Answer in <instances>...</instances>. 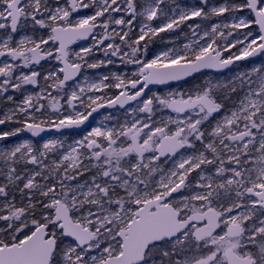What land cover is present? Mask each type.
I'll use <instances>...</instances> for the list:
<instances>
[{
    "label": "snow or ice",
    "instance_id": "obj_1",
    "mask_svg": "<svg viewBox=\"0 0 264 264\" xmlns=\"http://www.w3.org/2000/svg\"><path fill=\"white\" fill-rule=\"evenodd\" d=\"M258 54L264 0H0V141L85 132L0 144V264H264V64L148 95Z\"/></svg>",
    "mask_w": 264,
    "mask_h": 264
},
{
    "label": "rangeland",
    "instance_id": "obj_2",
    "mask_svg": "<svg viewBox=\"0 0 264 264\" xmlns=\"http://www.w3.org/2000/svg\"><path fill=\"white\" fill-rule=\"evenodd\" d=\"M50 2H53V0H50ZM61 2H63V0H61ZM181 2L186 3V4H194L197 2V0H181ZM213 2H218V0H213ZM237 2H241V0H237ZM90 12H91L90 9L89 10H81L80 15L90 14ZM253 30L258 31L257 26H253ZM187 31H188L187 28L184 27L181 30L176 31L175 33H170V34L162 33L159 38H155L154 41L150 44L149 49H148V58L151 59V58H153L154 55L160 53L161 51H164L167 48L173 47L174 45L171 41H175L176 46H179L180 44L184 43L185 41H184V37L182 35V32L186 33ZM87 43H91V41L89 40ZM80 46H86V44L83 43V44L77 45L72 49L78 51ZM233 51H235V50H233ZM225 55H228V53H225ZM0 59H2V58H0ZM260 64H264V55L254 59L251 62H248L245 64H238L235 67H233L232 69H230L229 71H226L223 73L203 72L200 75H198V76H196V77H194V78H192L186 82H183L180 84H175V85L169 86V87L164 88V89L152 87L151 91L148 92V95L150 96L153 93L164 95L167 92L172 91V90H176V89H184V90L192 89V88L200 85L202 82H204L205 80H208V79H213V80L230 79L233 75L237 74L238 71L248 70L253 65H260ZM55 66H56L55 62L48 61L44 64H41L40 69L43 71H46L49 68H52ZM131 70H133V66L129 65L127 68H125L124 66L121 65L119 67L110 66L109 68H101L99 70H89V73H95L97 71L102 72V73L130 72ZM24 71H27V69H25ZM26 89L28 92H34V91L38 90V89H35L31 85L26 86ZM115 92H116V90L113 89L109 93V95L115 94ZM8 94L14 95L16 102H19L23 99L22 92H16V93L9 92ZM12 107H13V104L6 101V104L2 108H0V115H2L4 111H7L8 109H10ZM124 115H125L124 109H117L114 111L104 110L96 116V118L91 123V126H97L101 123H104V124L111 126V125L117 123L118 120L123 121ZM165 115H166V113H165ZM108 116L112 117V119L110 121L105 120V117H108ZM216 119H219V117H216ZM212 122H214V121H212ZM15 127H19V125H17V124H6V125H4V127L1 131L12 130ZM84 134H85L84 131L76 132V133L75 132L74 133H64V134L53 133L47 137L37 139V140L32 139L29 136L16 137V138H8V140H6V141H0V144H7L10 146L11 144L18 142V140L30 139V140H32V142L35 145H39L43 142L44 139L53 138V137L67 138L68 141L71 142L72 140L77 139Z\"/></svg>",
    "mask_w": 264,
    "mask_h": 264
},
{
    "label": "water",
    "instance_id": "obj_3",
    "mask_svg": "<svg viewBox=\"0 0 264 264\" xmlns=\"http://www.w3.org/2000/svg\"><path fill=\"white\" fill-rule=\"evenodd\" d=\"M257 28H258V26H257ZM83 43H85V42H83V41H77L75 44L71 45L70 47L73 48L75 45H77V44L80 45V44H83ZM260 55H262V54H258V55L255 56V57H249V58H247V59H245V60L236 61V62L234 63V65H233L230 69H232L234 66H236V65H238V64L251 62V61H253L255 58L259 57ZM44 63H46V62H45V61H41V64H44ZM230 69H226V70H224L223 72L229 71ZM203 72H213V73H217V72H215V71H213V70H207V69H206V70H202L200 73H196V74H194L192 77L187 78L186 81H188V80H190V79H192V78H194V77L200 75V74L203 73ZM183 82H184V81H181V82H169L168 85H150L149 88L151 89L152 87H157V88H159V89H164V88H167V87H169V86H172V85H175V84H180V83H183ZM117 109H120V108H118V107H117V108H108V107L106 106V107H104V108L99 109L98 112L94 113V114H93V117L90 118V126H91V123L93 122V120L96 118V116H97L99 113H101L102 111H104V110L114 111V110H117ZM3 126H4V125L0 126V131L3 129ZM74 132H75V133H76V132H82V130H63L61 133H58V132H56L55 130H51V131H49V132L41 133V136H40V137H32L30 133H28V132H22V133L19 134L18 137H26V136H29V137H31L32 139H36V140H37V139H41V138L47 137V136H49V135H51V134H53V133L64 134V133H74ZM10 138H12V137H10ZM15 138H16V137H15Z\"/></svg>",
    "mask_w": 264,
    "mask_h": 264
},
{
    "label": "trees",
    "instance_id": "obj_4",
    "mask_svg": "<svg viewBox=\"0 0 264 264\" xmlns=\"http://www.w3.org/2000/svg\"><path fill=\"white\" fill-rule=\"evenodd\" d=\"M264 55V54H263ZM262 55V56H263ZM261 57V56H260ZM6 104V101L4 102L3 100L0 101V108H2Z\"/></svg>",
    "mask_w": 264,
    "mask_h": 264
}]
</instances>
